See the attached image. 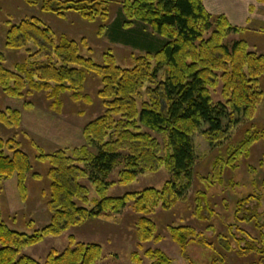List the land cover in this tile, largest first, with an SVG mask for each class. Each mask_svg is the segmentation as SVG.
<instances>
[{
  "label": "trees",
  "instance_id": "1",
  "mask_svg": "<svg viewBox=\"0 0 264 264\" xmlns=\"http://www.w3.org/2000/svg\"><path fill=\"white\" fill-rule=\"evenodd\" d=\"M23 1L29 6L41 5L44 12L58 17L66 13L77 14L88 21L97 18L107 21L109 17L107 0ZM123 11L131 22L127 21L126 27L139 22L165 39L149 42L142 32H128L124 41L146 51L135 59L132 68L118 66L111 54L104 56L103 65L96 64L82 55L84 43L65 35L57 36L39 18L24 20L7 32V49L26 50L29 55L27 61L16 64L11 71L5 67L6 59L0 52V89L7 97L26 99L24 108L30 110L34 105L28 98L44 93L51 112L61 116L65 94H70L74 103L92 104L91 97L84 95V91L87 75L94 74L100 79L98 97L103 101L105 112L84 127V146L39 156L40 161L50 165L51 195L47 207L51 221L48 226L32 235L13 231L4 223L0 209V264H43L23 255V251L47 238H58L89 219L113 220L128 207L139 216L137 249L142 251L150 242L160 243L162 237L157 234V225L151 217L158 209L170 211L186 199L197 162L195 134L207 127L204 138L211 147H218L224 144L240 118L254 119L263 101L264 56L250 51L245 41L227 45L225 40L236 29L225 16H212L202 0H124ZM120 29L122 25L118 23L114 32ZM119 38L120 34L114 39ZM31 45L33 51L29 49ZM162 72L164 78L160 76ZM218 88L224 101L215 104L211 91ZM142 90H146V99L140 104ZM0 124L9 129L20 128L22 112L0 111ZM144 129L162 136L164 144ZM258 143L264 144V127L248 132L232 147L227 160L218 157L212 175L199 177L204 187L222 185L225 171L237 169L239 160L250 157ZM119 168L120 186L131 185L140 176L156 173L161 168L168 171L171 179L161 190L148 188L118 198L109 197V188L113 186L109 179ZM31 172L29 157L20 144L15 139L5 141L0 137V185L16 177L21 200L25 203ZM33 177L39 178V175ZM83 180L93 186L98 198L90 200V190L82 184ZM255 200L259 204L260 199L250 195L237 201V221H241L239 215L243 212L248 215L242 222L248 216L256 220L259 205L253 210L249 208ZM215 215L208 195L199 191L195 198V218L207 223ZM256 225L259 226L257 220ZM232 228L228 227L233 240ZM259 228L262 232L264 226ZM169 234L185 257L191 245L207 244L203 235L190 226L169 227ZM218 239L223 254L257 255L262 257L261 264L264 263L263 235L260 241L250 237L236 239V246L226 242L223 236ZM219 256L213 257L212 264L225 262L223 255ZM102 257L101 246L77 243L70 237L69 246L61 253L52 250L44 264H97ZM144 257L152 264H172L160 250H148ZM132 262L143 264L139 252L132 255Z\"/></svg>",
  "mask_w": 264,
  "mask_h": 264
},
{
  "label": "rangeland",
  "instance_id": "2",
  "mask_svg": "<svg viewBox=\"0 0 264 264\" xmlns=\"http://www.w3.org/2000/svg\"><path fill=\"white\" fill-rule=\"evenodd\" d=\"M107 1L109 3L108 20L97 18L88 21L74 13H66L64 17H58L52 13L44 12L41 5L29 6L23 0H0V52L5 56V67L13 71L16 64L27 61L29 55L26 50L7 49L6 35L13 25L32 18L42 20L57 36L65 35L72 40L84 43L85 47L81 50L82 55L92 59L98 65H103L104 56L111 54L115 57L118 66L122 68L135 66V59L145 55L146 51L124 41L130 31H135V34L142 32V35L147 36L149 42L155 39L165 41L164 38L155 34L151 27L139 22H132L130 26L126 27L124 24L127 21L131 22L123 11L124 0ZM202 1L212 16H225L236 29L225 40L227 45H232L236 41H245L248 43L250 51L264 56V3L260 0ZM118 23L122 25V29L119 32H114ZM119 34V40L114 39ZM29 49L34 50L32 45L29 46ZM160 76L164 78L165 73L162 72ZM261 86V90L264 92V82ZM100 89V79L94 74H88L84 95L91 97L92 104L74 103L70 94H65L62 97L64 109L61 116L51 112V104L44 93H35L29 97L28 101L33 103L34 107L27 110L24 108L26 99L7 97L0 89V111L14 109L22 112L20 128L9 129L0 124V137L5 141L15 139L20 144L22 151L28 155L32 166V172L27 180V202L24 203L21 200L16 177L4 181L0 185V209L3 221L9 229L32 235L36 230L50 224L51 214L47 207L51 195L48 178L50 165L48 162L40 161L39 156L42 153L51 154L58 150L71 151L86 144L83 136L84 127L101 117L105 112L103 101L98 97ZM211 93L215 104L224 101L221 88L212 90ZM143 99H146V90H142L140 104ZM263 127L264 97L254 119L240 118L239 124L228 133L224 144L211 147L203 136V132L207 129L205 126L195 134L193 142L197 162L186 199L170 211L158 209L151 217L157 225V234L162 237L160 243L150 242L144 245L142 251L137 249L139 216L131 207H128L121 214L116 215L113 220L89 219L58 238H47L43 243L25 249L23 255L44 264L52 250L63 252L69 246L70 237H74L77 243L101 246L103 257L97 264H133L132 255L135 252L140 253L143 264H152L149 259L144 257L148 250L164 252L172 260V264H212L213 257L219 255H223L225 260L223 264H261V256L241 257L235 252L223 254L218 238L223 236L226 242H233L234 246H236V239L247 240L250 237L260 241L261 235H263L264 240V229L261 232L259 228V226H264V144H256L250 157L239 160L237 169H227L223 175L222 185L204 187L199 177H210L213 173L214 162L218 157L227 160L229 151L232 147L237 146L248 132L261 130ZM144 131L164 144L162 136L147 129ZM120 171L121 168L117 169L109 179L110 183H113L108 191L109 197L118 198L129 193L142 192L148 188L161 190L165 183L171 179L168 171L161 168L156 173L140 176L131 185L120 186L118 185ZM34 174L39 175V178H34ZM81 182L89 188L91 201L98 198L93 186L88 181ZM199 191L208 195L209 205L216 214L215 217L209 218L211 221L207 223L200 222L194 216L195 198ZM248 195L260 199L259 204L255 200L249 206L253 210L259 205L258 217L255 218L259 222V226L256 225V220L250 219V216L242 222V219L248 215L246 212L239 215L241 221L236 220V203ZM92 207V204L88 206L90 209ZM176 226L195 228L198 233L203 235L207 244L205 246L191 245L188 248V257L183 256L181 249L173 242L169 234V227ZM229 226L233 227L231 232L235 238L233 240L230 237L232 235L229 232ZM210 227H213V230ZM221 245L223 244L221 243Z\"/></svg>",
  "mask_w": 264,
  "mask_h": 264
}]
</instances>
